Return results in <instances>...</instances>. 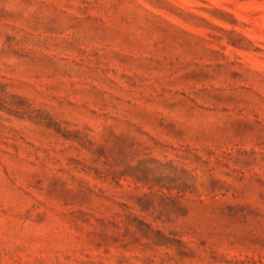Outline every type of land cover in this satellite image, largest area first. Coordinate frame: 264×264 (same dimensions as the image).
Instances as JSON below:
<instances>
[{
    "label": "rangeland",
    "instance_id": "obj_1",
    "mask_svg": "<svg viewBox=\"0 0 264 264\" xmlns=\"http://www.w3.org/2000/svg\"><path fill=\"white\" fill-rule=\"evenodd\" d=\"M0 264H264V0H0Z\"/></svg>",
    "mask_w": 264,
    "mask_h": 264
}]
</instances>
